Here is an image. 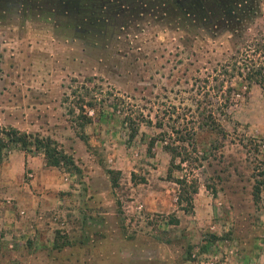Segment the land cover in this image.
Wrapping results in <instances>:
<instances>
[{"label": "rangeland", "instance_id": "rangeland-1", "mask_svg": "<svg viewBox=\"0 0 264 264\" xmlns=\"http://www.w3.org/2000/svg\"><path fill=\"white\" fill-rule=\"evenodd\" d=\"M190 1L0 0V126L50 137L77 167L3 150L0 264H264L263 91L234 76L240 94L213 111L223 134L197 128L214 101L197 79L264 38V0ZM73 90L95 97L85 140ZM168 105L197 131L170 172L161 142L146 150L159 129L139 124L128 141L122 123ZM175 179L194 183L188 210Z\"/></svg>", "mask_w": 264, "mask_h": 264}, {"label": "trees", "instance_id": "trees-1", "mask_svg": "<svg viewBox=\"0 0 264 264\" xmlns=\"http://www.w3.org/2000/svg\"><path fill=\"white\" fill-rule=\"evenodd\" d=\"M260 54L264 55V38L256 40L247 46V52L244 53V57L240 61L232 60L224 62L214 69L213 75L204 79H197L200 83L202 82L199 85V89L205 88L207 95L214 97V101H211V99L208 101V109L204 108L198 113L200 127L197 128L214 134H223V129L213 111L216 109L222 113L224 111L222 110L223 107L226 108L228 103L232 101V98L240 94L238 88L230 83V80L234 76L241 77L242 81H245L247 84H257L264 93V62L255 57ZM70 102L71 106L68 109V114L76 122L75 126L77 127L75 130L79 138L85 140L86 136L83 133V127L91 122V118L87 115L86 110L94 108L95 97L87 91L81 95L76 90H73ZM163 113L164 119L166 118L169 122L164 121L163 118H156L155 120H151L148 117L145 118L139 110H133L129 114L122 115V123L127 131V140L131 141L135 137L139 124L154 126L159 131L154 136L149 137L146 143L147 152H150L153 144L159 141L162 144V149L169 155L168 171H172L173 168L183 169L181 164L189 162L192 158L193 153L188 150L187 145L194 142L197 131L195 127L187 125L190 120L186 119L184 114L176 112V108L173 105L165 107ZM180 120L185 121V123H180L182 122ZM204 127L207 129H203ZM12 148H17L24 152L32 150L40 152L47 166L63 167L68 172L77 170L72 157L61 148H58L55 141L50 137L41 136L38 133L20 131L12 126H0V158L3 150H10ZM175 160H177V164L174 163ZM109 172L111 174V186L114 187L116 181L112 177V174L115 171L110 170ZM257 176H260L261 179H256L253 185L252 195L255 201L258 199L261 185L264 184V172H259ZM175 180L179 185L177 203L188 210L191 208L190 194L196 192L194 183L186 179ZM188 188L190 189L189 192L186 191ZM181 202H185V205H181ZM168 223L176 224L177 219L170 215Z\"/></svg>", "mask_w": 264, "mask_h": 264}, {"label": "flooded vegetation", "instance_id": "flooded-vegetation-1", "mask_svg": "<svg viewBox=\"0 0 264 264\" xmlns=\"http://www.w3.org/2000/svg\"><path fill=\"white\" fill-rule=\"evenodd\" d=\"M190 2H192L193 5L195 4L194 6H198L199 4H203V5L208 4V6H209L210 3H211V7L214 5L219 7V5H220L219 4L220 0H191Z\"/></svg>", "mask_w": 264, "mask_h": 264}]
</instances>
